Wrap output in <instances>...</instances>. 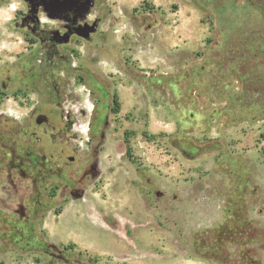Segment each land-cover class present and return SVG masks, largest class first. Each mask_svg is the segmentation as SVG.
<instances>
[{
  "label": "rangeland",
  "instance_id": "obj_1",
  "mask_svg": "<svg viewBox=\"0 0 264 264\" xmlns=\"http://www.w3.org/2000/svg\"><path fill=\"white\" fill-rule=\"evenodd\" d=\"M0 264H264V0H0Z\"/></svg>",
  "mask_w": 264,
  "mask_h": 264
},
{
  "label": "water",
  "instance_id": "obj_2",
  "mask_svg": "<svg viewBox=\"0 0 264 264\" xmlns=\"http://www.w3.org/2000/svg\"><path fill=\"white\" fill-rule=\"evenodd\" d=\"M84 2L85 0H47L46 12L51 19L68 17L71 12L79 9ZM94 31L95 26L89 25L75 28V33L82 37H88ZM65 36H70V33ZM43 122H48V117L42 114L37 117V123L42 124Z\"/></svg>",
  "mask_w": 264,
  "mask_h": 264
},
{
  "label": "flooded vegetation",
  "instance_id": "obj_3",
  "mask_svg": "<svg viewBox=\"0 0 264 264\" xmlns=\"http://www.w3.org/2000/svg\"><path fill=\"white\" fill-rule=\"evenodd\" d=\"M39 3L41 4L42 9L44 7V9L46 11L47 0H39ZM76 11L77 10H74L73 12H71L70 15L66 18H73ZM66 28H67V33H70V35L75 34L74 33L75 32L74 26L67 25ZM67 33H65V34H67ZM64 35H61L60 32H54L52 36H43V41H46L48 44L51 45V47H52L50 50L51 52H57L59 46H67L79 38L78 36H64ZM114 97H116V95ZM113 101H114V103H116V98H114ZM40 115H42V114H40ZM43 115L48 117V122H43L42 124H39V123H37V118H36V123L38 125H46V126L51 127L55 130H58V126L54 124V122L50 118V116H48L46 114H43ZM70 159L73 161L74 158H70Z\"/></svg>",
  "mask_w": 264,
  "mask_h": 264
},
{
  "label": "trees",
  "instance_id": "obj_4",
  "mask_svg": "<svg viewBox=\"0 0 264 264\" xmlns=\"http://www.w3.org/2000/svg\"><path fill=\"white\" fill-rule=\"evenodd\" d=\"M263 50V48H261V51Z\"/></svg>",
  "mask_w": 264,
  "mask_h": 264
}]
</instances>
